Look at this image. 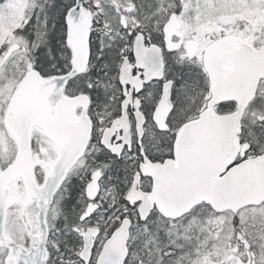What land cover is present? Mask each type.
Returning <instances> with one entry per match:
<instances>
[{
  "label": "snow or ice",
  "instance_id": "obj_1",
  "mask_svg": "<svg viewBox=\"0 0 264 264\" xmlns=\"http://www.w3.org/2000/svg\"><path fill=\"white\" fill-rule=\"evenodd\" d=\"M0 264H264V0H0Z\"/></svg>",
  "mask_w": 264,
  "mask_h": 264
}]
</instances>
